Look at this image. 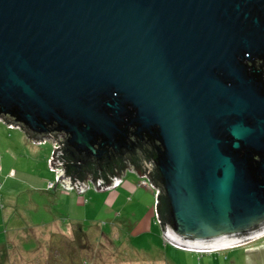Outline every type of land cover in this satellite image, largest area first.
Returning <instances> with one entry per match:
<instances>
[{
    "label": "water",
    "instance_id": "1",
    "mask_svg": "<svg viewBox=\"0 0 264 264\" xmlns=\"http://www.w3.org/2000/svg\"><path fill=\"white\" fill-rule=\"evenodd\" d=\"M0 120L79 172L141 151L172 245L260 239L264 0H0Z\"/></svg>",
    "mask_w": 264,
    "mask_h": 264
},
{
    "label": "rangeland",
    "instance_id": "2",
    "mask_svg": "<svg viewBox=\"0 0 264 264\" xmlns=\"http://www.w3.org/2000/svg\"><path fill=\"white\" fill-rule=\"evenodd\" d=\"M58 140L0 120V264H264V237L212 251L168 244L154 191L134 172L105 193L86 181L91 191L79 196L58 180Z\"/></svg>",
    "mask_w": 264,
    "mask_h": 264
},
{
    "label": "trees",
    "instance_id": "3",
    "mask_svg": "<svg viewBox=\"0 0 264 264\" xmlns=\"http://www.w3.org/2000/svg\"><path fill=\"white\" fill-rule=\"evenodd\" d=\"M63 141L64 140H62L60 148V152H62V154H60V159L63 162L65 176L71 178L73 183H76V181L79 180L81 184H83L88 180L89 177H92L94 181H97V179H102L104 183L101 185V187H106L109 186L114 177L118 176V174L126 170L129 164L133 165L134 168L141 174L144 172L145 162L150 161L149 157H147L141 151L138 150L133 154L125 156L123 159H115V162H113L111 166L103 164V173H100V171L97 170L95 164L92 163H90L85 168H82L81 172H79L78 167L74 165L73 161H68L71 157H69L67 154H64L66 153V148L62 145ZM158 185L159 187H161L160 184ZM156 209L163 227V215L165 212V194L162 187L157 199Z\"/></svg>",
    "mask_w": 264,
    "mask_h": 264
},
{
    "label": "crops",
    "instance_id": "4",
    "mask_svg": "<svg viewBox=\"0 0 264 264\" xmlns=\"http://www.w3.org/2000/svg\"><path fill=\"white\" fill-rule=\"evenodd\" d=\"M130 167H133L132 168V170L130 169ZM128 172H130V173H132V172H134V173H136L138 176H139V174L137 173V171H136V169L134 168V166L133 165H131V164H129L128 165V167H127V169L126 170H124L122 173H120V174H118V176H116L115 177V179H114V181H112L110 184H109V186H106V187H100L99 186V188H98V183H95V185L97 186H95V188L98 190V192H102V193H105V192H108L109 190L110 191H115V190H117L119 187H122V186H128L129 184H127L126 183V179H128ZM65 175V174H64ZM139 178H140V176H139ZM141 179V178H140ZM63 181H65V183H67V182H69V183H67L68 185L69 184H71V179L70 178H68V177H64V179H63ZM119 181L121 182L120 183V185H118V183H119ZM114 185V186H113ZM131 185V184H130ZM74 186H75V188H77V189H75L76 191H77V194H79V196H82V195H80V194H86L87 192H89V191H91V189H90V187L88 188V186H87V183L85 182V183H83V184H78V183H75L74 184ZM139 187H144V186H140V185H138ZM149 188V187H148ZM150 189H153V188H150ZM153 191H154V195H155V206H156V203H157V198H156V192H155V190L153 189ZM56 219V218H55ZM130 219H128V221H129ZM131 221V220H130ZM139 223L138 222H136L134 225H132V224H130V226L132 227L133 226V228L134 229H136V228H138L139 227ZM164 233V232H163ZM166 240V239H165ZM167 242V241H166ZM168 243V242H167ZM168 244H170V243H168Z\"/></svg>",
    "mask_w": 264,
    "mask_h": 264
},
{
    "label": "built area",
    "instance_id": "5",
    "mask_svg": "<svg viewBox=\"0 0 264 264\" xmlns=\"http://www.w3.org/2000/svg\"><path fill=\"white\" fill-rule=\"evenodd\" d=\"M7 124H8V126L9 127H11V128H18L17 126H15L13 123H11V122H6ZM56 140H58V137H57V139ZM59 141V145L58 146H61V143H62V139L60 140H58ZM63 170H64V168H63ZM57 172V175H58V180L60 179V177L62 176V174L61 173H59L60 172V170H58V171H56ZM61 172H63L62 170H61ZM140 182H139V185L140 186H144V187H151V188H153L154 190H156V197H157V193H158V188H156V187H154L152 184H151V182H150V180H149V178L146 176V175H143V176H140ZM120 181H119V183H118V185H120ZM73 185V184H72ZM54 186V183H50V187H53ZM71 188H75V186L73 185V186H70Z\"/></svg>",
    "mask_w": 264,
    "mask_h": 264
},
{
    "label": "flooded vegetation",
    "instance_id": "6",
    "mask_svg": "<svg viewBox=\"0 0 264 264\" xmlns=\"http://www.w3.org/2000/svg\"><path fill=\"white\" fill-rule=\"evenodd\" d=\"M68 161H73V163H74L75 159H74V158H70ZM113 162H115V159H114V161H112V162H110V163H107L106 165L111 166ZM90 163L95 164V163H93L92 161H91V162H87V164H86L85 166H82V167H81V170H82V168H85L86 166H88ZM92 164H91V165H92ZM103 164H104V163H103ZM81 170H80V172H81ZM101 173H103V169H102V172H101Z\"/></svg>",
    "mask_w": 264,
    "mask_h": 264
},
{
    "label": "bare ground",
    "instance_id": "7",
    "mask_svg": "<svg viewBox=\"0 0 264 264\" xmlns=\"http://www.w3.org/2000/svg\"><path fill=\"white\" fill-rule=\"evenodd\" d=\"M242 243H244V242H242ZM241 243V244H242ZM216 249H222V248H216ZM216 249H207V250H205V251H212V250H216ZM191 250H195V249H191ZM198 250V249H197ZM202 251H204V250H202Z\"/></svg>",
    "mask_w": 264,
    "mask_h": 264
}]
</instances>
